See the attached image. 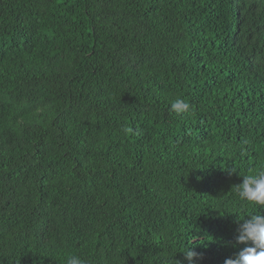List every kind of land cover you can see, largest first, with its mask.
Listing matches in <instances>:
<instances>
[{
	"label": "trees",
	"instance_id": "obj_1",
	"mask_svg": "<svg viewBox=\"0 0 264 264\" xmlns=\"http://www.w3.org/2000/svg\"><path fill=\"white\" fill-rule=\"evenodd\" d=\"M262 164L264 0H0V264H224Z\"/></svg>",
	"mask_w": 264,
	"mask_h": 264
},
{
	"label": "clouds",
	"instance_id": "obj_2",
	"mask_svg": "<svg viewBox=\"0 0 264 264\" xmlns=\"http://www.w3.org/2000/svg\"><path fill=\"white\" fill-rule=\"evenodd\" d=\"M171 110L177 115L191 111L190 105L182 99H176L171 104ZM125 132L131 129L125 128ZM238 198L253 207H264V164L252 174L244 175L243 182L235 186ZM241 219V218H240ZM237 229V244L246 245L235 258H227L224 264H264V214L259 212L247 215L241 219ZM188 264H195L197 253L191 248L184 252ZM66 264H89L78 255L67 257Z\"/></svg>",
	"mask_w": 264,
	"mask_h": 264
}]
</instances>
